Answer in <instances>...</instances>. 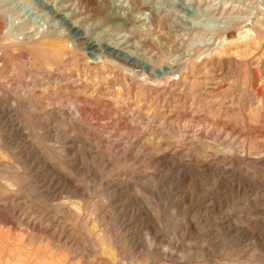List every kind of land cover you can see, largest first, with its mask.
I'll use <instances>...</instances> for the list:
<instances>
[{
    "label": "rangeland",
    "instance_id": "rangeland-1",
    "mask_svg": "<svg viewBox=\"0 0 264 264\" xmlns=\"http://www.w3.org/2000/svg\"><path fill=\"white\" fill-rule=\"evenodd\" d=\"M256 1L0 0V264H264Z\"/></svg>",
    "mask_w": 264,
    "mask_h": 264
},
{
    "label": "bare ground",
    "instance_id": "bare-ground-1",
    "mask_svg": "<svg viewBox=\"0 0 264 264\" xmlns=\"http://www.w3.org/2000/svg\"><path fill=\"white\" fill-rule=\"evenodd\" d=\"M256 3L257 4H259L260 6H261V8H262V10H263V13H262V15H264V0H262L261 2H259V1H256ZM248 33H247V36H250V35H254V36H257V35H259V36H261V33L259 32L260 30L258 29V28H256L255 26H252V27H249V28H246L245 29ZM0 31H1V26H0ZM231 33H232V30L230 31ZM32 38V37H31ZM31 38H30V40H31ZM48 38V37H47ZM46 38V39H47ZM28 39V38H27ZM1 42H2V40H1ZM43 42V41H42ZM7 43V42H6ZM16 43V42H15ZM14 43V44H15ZM33 43V42H32ZM36 43H37V41H36ZM12 45V46H16V44L15 45ZM19 44V43H18ZM17 44V45H18ZM43 43H41V45H42ZM45 44V43H44ZM7 45V44H6ZM11 45V44H10ZM34 45H36V44H34ZM33 45V46H34ZM41 45H39V46H41ZM38 46V45H37ZM3 47V46H2ZM7 48H8V46H7ZM31 48H33V47H31ZM35 48V47H34ZM52 48V47H51ZM39 48H37V50H38ZM54 49V48H53ZM5 50V49H4ZM8 50V49H7ZM36 50V49H35ZM43 50V49H42ZM41 49H40V51H42ZM39 51V50H38ZM61 51V50H60ZM61 52H63V51H61ZM58 53H59V50H58ZM63 55V54H62Z\"/></svg>",
    "mask_w": 264,
    "mask_h": 264
}]
</instances>
